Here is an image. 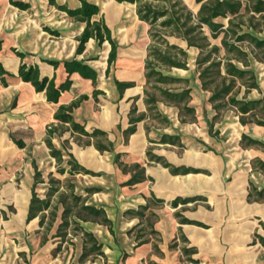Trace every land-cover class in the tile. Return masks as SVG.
<instances>
[{"label": "crops", "instance_id": "obj_1", "mask_svg": "<svg viewBox=\"0 0 264 264\" xmlns=\"http://www.w3.org/2000/svg\"><path fill=\"white\" fill-rule=\"evenodd\" d=\"M15 1L27 6L0 0V62L12 73L6 76L5 85L0 81V264H65L53 255L57 242L41 243V213L30 220L27 215L33 188L39 197H45L38 190L44 191L46 175L56 173L58 166L65 168L61 174H69L68 154L94 172L73 174L84 179L83 195L91 188L104 189L87 204L102 207L112 222V233L107 226L96 228L103 240L109 237L112 241L104 251L105 255L111 253L110 264H179L178 251L170 247L179 232L187 238V248H196L190 255L199 262L264 264V244L255 235L264 237V165H260L264 164V125L241 123L232 108L213 120L216 112L209 101L210 91L201 87L195 68L199 49L187 46L182 39L169 38L187 52V68L162 69L165 74L189 80L188 104L195 109V119L181 121L176 105L157 100L154 107L145 101L149 25L138 18L134 3L88 0L99 8L91 21L102 19L117 45L116 58L108 65L107 40L99 43L90 37L82 52H77L85 22L68 15L65 8H77L81 0ZM184 2L197 12L198 3ZM251 14L249 11L243 19ZM228 19L218 16L214 21L226 27ZM258 19V13L254 14V21ZM204 30L209 34L207 27ZM243 31L264 40V23L259 29L245 24ZM222 36L220 32L210 37L211 43L221 45ZM13 48L25 54L22 62L38 65L41 77H53L56 85L71 80L57 102L48 101L44 91H36L18 76L21 58ZM245 49L248 65L236 64L251 70L259 87L252 88L246 98H261L264 104V60ZM72 59L92 67L96 82L76 71L67 73L63 61ZM173 69L180 72L172 73ZM116 80L132 85L120 91ZM73 101H78L72 110L74 120L88 132H107L113 146L99 151L92 144L86 145V137L66 129L65 123L63 132L51 138L63 155V162L57 165L44 139L49 125L58 124L54 118L57 108ZM138 116L141 119L136 121L135 130L125 134L131 125L129 118ZM242 135L246 137L241 142ZM147 149L162 156L175 171L150 160ZM134 164L144 169L145 178L125 184L139 169ZM35 170L41 174L38 183ZM177 213L196 223L181 222ZM149 217L156 239L145 231L150 229L145 225ZM139 226L148 241L137 243L134 231ZM78 249L80 256L83 244Z\"/></svg>", "mask_w": 264, "mask_h": 264}, {"label": "trees", "instance_id": "obj_2", "mask_svg": "<svg viewBox=\"0 0 264 264\" xmlns=\"http://www.w3.org/2000/svg\"><path fill=\"white\" fill-rule=\"evenodd\" d=\"M14 5L25 8L26 3L10 0ZM117 2H130L135 4V10L138 18L145 21L149 25L148 35L150 42L147 46V53L144 60L145 78L147 89L144 90L147 98L146 103L154 105L157 100H162L167 103H172L179 108L178 115L181 121H192L195 119V109L189 105L190 88L188 87L189 80L187 78L178 77L163 73L162 69L170 70L172 67L187 68V52L175 42L169 40L170 37L182 39L187 43V46H194L199 49L195 60V68L198 72V77L201 82V87L210 91L209 101L215 110L213 120L219 118L222 112L228 108H232L239 114V121L245 123L253 121L257 124L264 125V104L261 98L247 99V93L252 88H259L255 80L253 72L247 68H242L236 64L240 62L244 67L248 65L249 51L259 60H264V40L258 39L248 32L243 31L245 24L251 25L254 29H259L260 25L264 23V0H194L199 4L196 13L185 4L184 0H115ZM243 2L245 3L243 7ZM243 8V10H242ZM67 14L79 21L85 22V27L78 37L77 52L80 53L84 49L85 42L94 37L99 43L107 40L110 44V51L108 54V65L116 58L117 45L111 37L110 29L102 19L91 21L92 15L98 13L99 8L94 3L88 0H81V5L77 8H65ZM249 11L252 14L243 19ZM258 13V20L254 21V14ZM218 16H229L228 24L223 27V24L215 22L214 19ZM247 22V23H246ZM207 27L209 34L204 30ZM222 32L221 45L211 43L210 37L215 38ZM245 46V47H244ZM1 49V41H0ZM12 51L21 58V63L18 68V76L24 80L29 81L36 91H44L46 99L50 102H57L62 91L68 89L71 85V80L68 78L56 85L53 77H41L39 74L38 65L22 62L24 57L23 52L12 49ZM53 66H57L58 62L49 61ZM63 65L67 73L73 71L78 72L81 76L90 78L93 83L96 82L95 70L87 64L78 60H64ZM108 70V69H107ZM12 73L7 71L0 62V81L3 85L7 83L6 76H11ZM116 85L120 91L125 87L132 85V82H121L116 80ZM243 88V90H241ZM243 91V92H242ZM242 92V94H241ZM97 91L94 90L93 94ZM241 94V95H240ZM82 97H86L83 95ZM78 104V101H73L68 105H60L54 113V118L57 119L58 124H51L47 128V136L44 141L49 148V153L54 157L57 165L63 162V155L60 149L56 148L51 138L54 134L60 135L63 132V125L67 123V128L71 132H77L86 137L84 144H92L99 151L111 150L113 143L107 139V132L102 130H93L88 132L82 125L77 123L72 115L73 108ZM134 108L130 110L132 111ZM141 116L129 118L131 125L125 129V134H130L135 130L136 121L140 120ZM212 122L210 125L212 126ZM242 135V140L245 138ZM92 139V140H91ZM17 145L22 146L20 140H15ZM254 143V140H249V143ZM150 160L158 162L163 166L169 167L172 172L175 171L171 164L167 162L162 156L153 154L150 150L146 151ZM70 159L67 160L69 165L68 173L73 175L75 173H89L94 172L84 168L80 165L71 154H68ZM119 155H117L118 161ZM260 165H264L261 163ZM138 171L133 174L125 184H132L139 182L145 178L144 169L139 164H134ZM36 169V166H34ZM126 170L125 167L122 168ZM57 171L64 173L65 168L58 166ZM40 172L35 170V183L41 180ZM51 182L56 181L50 179ZM68 192L59 194V201L63 205L60 225H67V215L74 217V221H97L108 227L112 233V222L106 216L105 210L102 207L85 203V197L82 194L74 191V184H68ZM57 187L51 185L44 198L37 195L36 191L32 190V196L28 207L27 220L32 219L41 213L39 216V225L42 226L44 215L43 210L50 207V196ZM87 193L93 191L86 190ZM263 194V191L258 193ZM157 202L162 200L156 199ZM176 200L173 202L175 204ZM146 206H141V209ZM126 213H138V211L127 210ZM55 213H53L54 215ZM177 217L181 222L196 223L185 217ZM54 216L50 219L47 228L52 224ZM146 227H149L147 233H156L152 228L151 219H147ZM83 238V249L79 256V261H83L90 255H102L101 244L97 241L94 234L85 230L82 226L78 227ZM144 228L140 229L136 234L137 243L148 241L144 237ZM146 233V234H147ZM182 240L187 242V238L180 232ZM61 235V234H59ZM264 244V237L255 234ZM46 238L41 240L44 243ZM184 253H194L196 248H183ZM191 261H196L192 259ZM151 264H156L151 262Z\"/></svg>", "mask_w": 264, "mask_h": 264}, {"label": "rangeland", "instance_id": "obj_3", "mask_svg": "<svg viewBox=\"0 0 264 264\" xmlns=\"http://www.w3.org/2000/svg\"><path fill=\"white\" fill-rule=\"evenodd\" d=\"M172 73H178L180 71L177 70H171ZM50 179L57 180L55 183L51 182ZM83 178L71 174H61L56 170V173L53 175H46L45 176V183L43 184L42 188L44 191L38 190L40 193L44 194L46 196V193L49 190V187L53 185L54 187H57V191H54L52 195L50 196V207L46 210H43V224L41 228L38 230L40 239L46 238V241L56 243V248L53 249V255H58L57 258H59L62 262L65 264H110L111 260V253H108L105 255V250H107V244L110 242L112 244V241L109 237H105L107 240H103L101 238V234L96 231L97 226H103L106 227V225L101 224L97 221H81L78 220L77 222L74 221V217H71V215H67L68 223L67 225L61 226V214L63 210V205L59 201V194L61 192L67 193L68 192V184L71 182L74 184V191L76 193L82 194L85 190V184L83 181ZM40 187H37L39 189ZM93 191L88 192V194L85 196L82 194V196L85 197V203L88 201H93L92 197L97 196V194H101L104 192L103 188H91ZM98 202V201H97ZM53 213H55L53 215ZM54 216V220L52 224L47 228V225L50 222V219ZM150 219V217H149ZM147 221V219L145 220ZM82 226L87 231H95L93 234L96 236V239L98 242H101V250L103 252L102 255H90L87 258H85L83 261H79V253L78 248L83 244V238L82 235L78 229V227ZM146 225V222H145ZM140 229V226L137 227L134 231V234H137ZM132 230V229H131ZM130 230V231H131ZM129 231V233H130ZM148 232V229L145 230ZM144 231V232H145ZM61 234V235H59ZM153 238H157L155 236V233H151V236ZM148 238L147 235L146 237ZM115 242V241H114ZM188 242H185L182 240L180 232L177 233V235L174 237L173 241L170 244V247L178 251L179 256V264H205L204 261L199 262V260L191 261L193 258L191 257L190 253H184L183 248H187Z\"/></svg>", "mask_w": 264, "mask_h": 264}]
</instances>
